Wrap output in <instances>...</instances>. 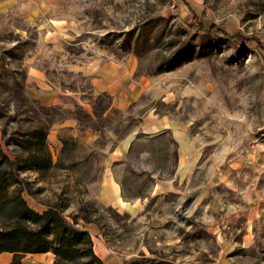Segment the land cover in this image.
<instances>
[{
	"label": "rangeland",
	"instance_id": "374dc122",
	"mask_svg": "<svg viewBox=\"0 0 264 264\" xmlns=\"http://www.w3.org/2000/svg\"><path fill=\"white\" fill-rule=\"evenodd\" d=\"M107 57L122 86L87 111L71 64ZM32 66L68 107L40 105ZM263 101L264 0H0V148L24 157L42 125L51 158L11 184L103 264H264ZM103 177L124 204L97 199Z\"/></svg>",
	"mask_w": 264,
	"mask_h": 264
},
{
	"label": "trees",
	"instance_id": "16d2710c",
	"mask_svg": "<svg viewBox=\"0 0 264 264\" xmlns=\"http://www.w3.org/2000/svg\"><path fill=\"white\" fill-rule=\"evenodd\" d=\"M186 6L193 11L191 5L186 3ZM214 29L215 26L210 25L207 31ZM216 32L223 34L217 28ZM45 137L46 128L42 125L25 131L16 141L20 150L25 152L24 157L14 156L11 159L0 148V253H11L7 264H21L25 253L47 251L52 253L54 264L65 261L103 264L94 254L85 229L68 223L54 206L34 211L22 197V188L17 186L16 181V185L11 184L19 171L31 169L43 172L50 167L51 158Z\"/></svg>",
	"mask_w": 264,
	"mask_h": 264
},
{
	"label": "crops",
	"instance_id": "0c3cea01",
	"mask_svg": "<svg viewBox=\"0 0 264 264\" xmlns=\"http://www.w3.org/2000/svg\"><path fill=\"white\" fill-rule=\"evenodd\" d=\"M112 64H109V57L105 59H94L88 60L82 63L71 64V68L79 73L83 78L84 82L88 81V88L75 90L81 94V99L79 103L87 110L90 111V105L88 101L95 98L98 94L109 96V93H113L119 90L122 86L121 81L118 83V79L112 78V75L109 74V67ZM121 72L127 68L124 65L119 66ZM118 70V69H117ZM32 81L35 82V86H40V93L38 94L37 100L39 101L41 106H61L68 107V105L62 100V97H65V93L55 88L49 81V79L45 76V74H41V72L35 67H29L28 71ZM118 72V71H117ZM120 73V72H119ZM120 76L123 78V75ZM40 77V79H38ZM155 126L153 124H145L148 132L149 128ZM157 126L154 127V129ZM151 131V129H150ZM109 157V154H108ZM99 191L97 194V199L104 204H124V202L119 197L118 186L114 180L109 177H103L99 183ZM48 252V251H47ZM43 253V252H42ZM38 253H25L24 255H31ZM11 253L2 252L0 253V264H7L10 261ZM25 256L21 258V264Z\"/></svg>",
	"mask_w": 264,
	"mask_h": 264
},
{
	"label": "built area",
	"instance_id": "2783aa9c",
	"mask_svg": "<svg viewBox=\"0 0 264 264\" xmlns=\"http://www.w3.org/2000/svg\"><path fill=\"white\" fill-rule=\"evenodd\" d=\"M263 109H264V101H263ZM263 128H264V124H263ZM262 134H264V133H262Z\"/></svg>",
	"mask_w": 264,
	"mask_h": 264
}]
</instances>
